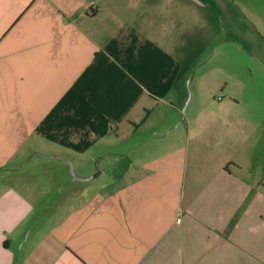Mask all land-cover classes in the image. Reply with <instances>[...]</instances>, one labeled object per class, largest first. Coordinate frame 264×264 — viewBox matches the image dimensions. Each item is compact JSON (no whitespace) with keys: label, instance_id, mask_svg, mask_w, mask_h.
Listing matches in <instances>:
<instances>
[{"label":"crops","instance_id":"0c3cea01","mask_svg":"<svg viewBox=\"0 0 264 264\" xmlns=\"http://www.w3.org/2000/svg\"><path fill=\"white\" fill-rule=\"evenodd\" d=\"M173 2L0 0V264H264L249 116L240 103L184 115ZM35 156L65 205L45 219L24 170Z\"/></svg>","mask_w":264,"mask_h":264},{"label":"rangeland","instance_id":"374dc122","mask_svg":"<svg viewBox=\"0 0 264 264\" xmlns=\"http://www.w3.org/2000/svg\"><path fill=\"white\" fill-rule=\"evenodd\" d=\"M120 1L123 4L127 0ZM201 1L208 5L189 9L191 2L175 0L177 4L186 6L179 13L184 18L180 36L184 37L187 46L184 115L190 114L195 103H240L238 114L250 119L245 126L247 141L242 142L240 148L252 161V178H264V29L259 19V15L264 13L250 10L254 5L258 9L264 6L258 0ZM188 52H197V58L188 59ZM233 128L230 133L234 136L232 143L240 149L244 134H240L235 125ZM187 131L186 124V134ZM262 138L263 141L259 142ZM258 154L255 163L253 157ZM41 159L40 156L33 157L24 170L28 181L40 179L38 190L41 194L36 197L35 214L41 213L45 219L51 211H60L65 205L59 204L58 187L46 185L43 172L37 169L36 162ZM34 221L37 222L36 218Z\"/></svg>","mask_w":264,"mask_h":264},{"label":"water","instance_id":"95a60500","mask_svg":"<svg viewBox=\"0 0 264 264\" xmlns=\"http://www.w3.org/2000/svg\"><path fill=\"white\" fill-rule=\"evenodd\" d=\"M56 156H57V157L64 158L66 161H68V162L70 163V165H71V172L73 173L74 176L78 177L77 172H76V170H75L74 163H73V161H72L71 159L65 158V157H63L62 155H56Z\"/></svg>","mask_w":264,"mask_h":264}]
</instances>
